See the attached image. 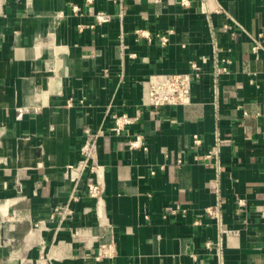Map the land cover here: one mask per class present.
I'll return each instance as SVG.
<instances>
[{"label": "crops", "instance_id": "0c3cea01", "mask_svg": "<svg viewBox=\"0 0 264 264\" xmlns=\"http://www.w3.org/2000/svg\"><path fill=\"white\" fill-rule=\"evenodd\" d=\"M187 1L0 2V264H264V0ZM193 64L190 103L151 109ZM94 135L101 202L83 178L60 222Z\"/></svg>", "mask_w": 264, "mask_h": 264}, {"label": "built area", "instance_id": "2783aa9c", "mask_svg": "<svg viewBox=\"0 0 264 264\" xmlns=\"http://www.w3.org/2000/svg\"><path fill=\"white\" fill-rule=\"evenodd\" d=\"M2 0H0L1 2ZM182 6H187V0H180ZM96 20L98 22H108V16L104 14H97ZM165 41V39H162ZM254 51L257 47L253 48ZM193 74H156L149 76L147 80L148 85V106L153 109L171 106H186L191 101V83L197 79L199 69L196 65H192ZM133 118L126 115L115 116L114 126L112 132L119 135L125 126L132 124ZM140 138H136L130 143L131 147H139ZM79 159L74 165L67 166L64 171V177L72 185L71 193L65 205L55 208L54 213L60 218V222L70 220L73 217V209L71 204L78 202L79 197L76 195L79 182L85 178L86 180V194L88 198L96 201L97 204L101 202L104 184L102 167L97 163V141L96 136L85 138L79 149ZM239 206L243 205L242 200H238ZM79 231H75L72 236L79 237ZM209 247V244H206ZM113 251L110 248L101 246L99 251V261L101 258H112Z\"/></svg>", "mask_w": 264, "mask_h": 264}]
</instances>
